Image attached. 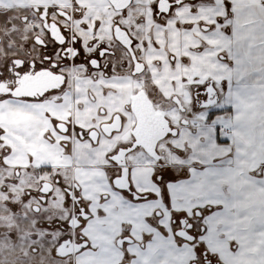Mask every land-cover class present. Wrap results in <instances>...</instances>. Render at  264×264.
<instances>
[{
    "label": "crops",
    "instance_id": "1",
    "mask_svg": "<svg viewBox=\"0 0 264 264\" xmlns=\"http://www.w3.org/2000/svg\"><path fill=\"white\" fill-rule=\"evenodd\" d=\"M33 1L0 0V18H17L15 9ZM165 20L178 29L169 26V32H163L157 27L147 37V61L161 95L188 96L196 74L211 76L220 94L228 90L229 95L200 109L201 117L198 112L189 117L188 124L157 149L159 158L141 147L143 155L137 150L127 154L131 191L115 186L119 166L107 160L117 145L130 140L127 134L101 136L97 145L88 139H65L61 146L44 141L35 129V135L22 141L37 151L38 162H47L70 185L78 183L88 203L92 216L85 233L95 251L80 254L78 264H189L194 246L175 235L177 220L188 217L189 224L200 229L201 217L210 208L203 248L213 259L264 264V0H186ZM169 51L174 57L169 58ZM155 59L162 69L152 64ZM86 84L93 83L77 80L75 97L88 106L84 113L93 108L84 96ZM112 86L121 89L117 80ZM72 101L64 93L59 102L49 104L62 115ZM115 101L113 109H122L123 98ZM77 121L90 125L85 116ZM128 127L129 122L125 130ZM166 168L171 179L161 181L162 174L169 175Z\"/></svg>",
    "mask_w": 264,
    "mask_h": 264
},
{
    "label": "flooded vegetation",
    "instance_id": "2",
    "mask_svg": "<svg viewBox=\"0 0 264 264\" xmlns=\"http://www.w3.org/2000/svg\"><path fill=\"white\" fill-rule=\"evenodd\" d=\"M69 1L71 4L59 7L50 1L35 0L21 10L15 9L17 18H0V264H29L23 246L34 242L41 245L42 254L49 251L52 256L67 259V264H78L80 254L95 248L91 247L85 233L86 223L92 215L88 203L79 193V184L65 182L47 162H38L37 151L23 143L24 138L33 136L35 129H39L44 141L61 146L65 139H88L97 145L101 136L111 138L114 134L120 137L127 134L130 140L117 145L107 160H113L119 166V174L113 178V183L126 170L129 185L125 190L131 191L125 158L139 147L131 149L139 134L134 105L147 101L160 115L155 134L164 132V136L157 144L179 132V127L171 122L172 116L165 115L162 108L156 109L155 103H151L147 89L155 101L162 97L157 104L170 98L180 107L181 116L176 115L173 121L182 126H186L188 118L197 115L198 110L212 107L222 96V90L220 94L213 86L211 76L196 74L190 79L193 103L187 111L181 107L182 95L174 93L164 98L155 87V77L147 61V37L157 27L169 32L171 24L165 18L186 0L179 3L167 0L171 3L167 12L162 10L165 2L159 0H131L123 9H115L108 0ZM149 13L154 20L149 21ZM191 26L187 24V27ZM171 27L178 29L177 25ZM118 36L128 41V47ZM168 55L174 57L171 51ZM155 63L162 69L159 59L152 64ZM140 74L146 77L142 79ZM84 78L93 83L85 85L84 96L89 104H93L87 113L83 110L88 106L75 101L77 80ZM115 80L120 91L113 89ZM122 82L128 86L126 95L122 94ZM64 93L70 95L72 105L64 114L57 115L49 103L59 102ZM116 97L119 102L123 98L122 109H113ZM21 113L30 116L21 117ZM83 116L90 122L89 126L78 124L77 120ZM114 121L121 123L120 129L107 134L105 131ZM128 122L129 127L125 130ZM156 153L159 158L157 148ZM45 172L49 177L38 178ZM55 187L56 192L52 194ZM211 210L202 215L200 229L190 224L187 230L194 238L192 243L197 246V238L205 232L207 213L211 214ZM86 215L87 218H83ZM187 218H180L178 227L181 224L187 227L190 222ZM56 236V243L51 245ZM66 240L73 244L86 242V246L71 254L57 255L56 248ZM197 246L193 248L189 264H222L205 248ZM68 247L65 245V249Z\"/></svg>",
    "mask_w": 264,
    "mask_h": 264
},
{
    "label": "water",
    "instance_id": "3",
    "mask_svg": "<svg viewBox=\"0 0 264 264\" xmlns=\"http://www.w3.org/2000/svg\"><path fill=\"white\" fill-rule=\"evenodd\" d=\"M109 3L115 9H123L125 8L131 0H108ZM165 2V9L162 8L163 11L167 12L171 3H168L167 0H159ZM183 0H177L176 3H179ZM124 32V31H123ZM126 35V33L124 32ZM127 36V35H126ZM118 38L122 41V43L128 47V41L122 37ZM134 113L136 114L137 125L136 129L139 131L138 136L135 137V141L131 149L135 147H142L144 151L149 154V156L153 158H158L156 153V144L157 141L164 136V132L162 135H156L155 131L157 130V125L159 123L160 115H157L150 104L147 101H143L140 104L134 105L133 107ZM121 123L119 121H114L111 125H109V129L105 132L110 134V131H117L120 129ZM95 140L94 137H92ZM130 149V150H131ZM129 183L127 181V173L126 170H123V174L120 178L115 180V186L118 189L125 190L128 187ZM83 218H87V215ZM190 228V224L187 227H183L181 224L180 228L175 231V235L179 238L184 239L187 242H192L194 240L193 236L189 234L187 231ZM68 244V248L65 249V245ZM86 246L85 243L81 244H73L70 240L63 241L57 248L56 254L60 256H64L66 254H71L73 251H78L81 247Z\"/></svg>",
    "mask_w": 264,
    "mask_h": 264
},
{
    "label": "rangeland",
    "instance_id": "4",
    "mask_svg": "<svg viewBox=\"0 0 264 264\" xmlns=\"http://www.w3.org/2000/svg\"><path fill=\"white\" fill-rule=\"evenodd\" d=\"M138 1L145 2L146 0H135V2H138ZM11 18H13V17L11 16ZM138 42L141 43V40L139 39ZM145 77L146 76L144 74H140V78L144 79ZM243 80H245V79H243ZM122 84L124 85V87L122 88V94L123 95H126V88L128 86L124 82H122ZM227 86L230 87V85H227ZM187 91H188L187 92L188 93V96H185V94L181 96V99H182L181 100V107H185L186 110L188 111L191 108L192 103H193V97H192V94L193 93H192V91H190V89H187ZM147 94L149 96V100L151 101V103L152 104L155 103V104H153L154 107L156 109H159V106H158L157 103L160 102V101H162V97L159 96L158 99L155 101L154 98H153V96H152V92L150 90H148V89H147ZM227 95H229V91L228 90H222V96L227 97ZM164 104H165L164 105V112H165V114L167 116H169V117L172 116L171 122L173 124H176V126L179 127V128L184 127V126H182L180 124V122H178V121L174 122L173 121V117H175L176 115H178V117L181 116V114H180V112H181L180 107L177 104H175L174 101H172V99H170V98L168 100H165ZM198 113H199V115L201 117V113L203 114L204 113V110H198ZM196 118H199V116H196ZM164 141H165V139H162V140H160L158 142V144L156 146V148L158 150H160L161 146L164 144ZM135 150H137V153H139V154H142V155L144 154L143 153L144 151L141 148H136ZM42 177H49V174L45 172L44 174H40V176H38V178H42ZM56 187H55V190L53 191L52 194H54L56 192ZM54 235H56V234H54ZM197 239H199L198 240V246H197V248L204 249L203 248V246L205 245L204 244L205 241L203 242L204 235H202V236L199 235V237ZM56 241H57V236L53 238V243L51 245H54L56 243ZM193 246H194L193 248H195L196 244L194 243ZM30 247H33V248L30 249ZM23 250H24L25 254H27V256H28V262H30L29 264H41L40 263L41 260L47 261V263H44V264H67V259H65V258H59V257H56V256H52L49 251L46 252V253H44V254H42L41 253L42 252L41 245L38 244V243H36V242H34L32 244L24 245L23 246ZM216 256H218V258L220 260V252H217V255Z\"/></svg>",
    "mask_w": 264,
    "mask_h": 264
},
{
    "label": "built area",
    "instance_id": "5",
    "mask_svg": "<svg viewBox=\"0 0 264 264\" xmlns=\"http://www.w3.org/2000/svg\"><path fill=\"white\" fill-rule=\"evenodd\" d=\"M45 1H47V2H49V1L50 2H53L54 4H57L59 7L66 6L67 4L70 3L69 0H42V2H45ZM204 221H205V219L203 218L202 219V222L205 223Z\"/></svg>",
    "mask_w": 264,
    "mask_h": 264
},
{
    "label": "snow or ice",
    "instance_id": "6",
    "mask_svg": "<svg viewBox=\"0 0 264 264\" xmlns=\"http://www.w3.org/2000/svg\"><path fill=\"white\" fill-rule=\"evenodd\" d=\"M165 172L166 173H169V175H167V176H165L164 174H162L161 175V181H163L164 179H171V175H170V169H165ZM181 215H183V214H181ZM180 223V221L179 220H177V224H179Z\"/></svg>",
    "mask_w": 264,
    "mask_h": 264
}]
</instances>
